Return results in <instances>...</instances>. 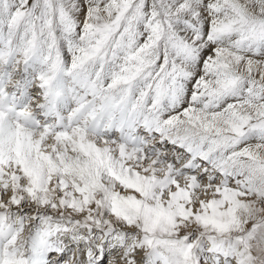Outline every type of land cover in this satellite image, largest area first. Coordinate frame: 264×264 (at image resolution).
<instances>
[{"label":"snow or ice","instance_id":"6c2138e0","mask_svg":"<svg viewBox=\"0 0 264 264\" xmlns=\"http://www.w3.org/2000/svg\"><path fill=\"white\" fill-rule=\"evenodd\" d=\"M0 264H264V0H0Z\"/></svg>","mask_w":264,"mask_h":264}]
</instances>
